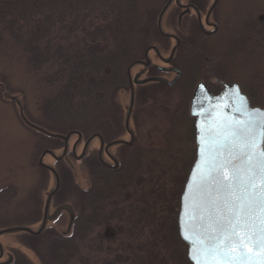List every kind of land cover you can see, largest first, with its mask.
Listing matches in <instances>:
<instances>
[{
	"label": "rangeland",
	"instance_id": "374dc122",
	"mask_svg": "<svg viewBox=\"0 0 264 264\" xmlns=\"http://www.w3.org/2000/svg\"><path fill=\"white\" fill-rule=\"evenodd\" d=\"M164 2L165 0H141L142 5L147 6L144 7L146 17L142 24L148 28L140 37L139 57L151 43L166 55H169L174 46V42L167 45L161 41L157 31V20ZM234 7L236 8L226 14L228 29L223 32L221 30L213 37L216 40L212 45L205 41V47L199 52L196 48L187 46L189 50L184 48L177 54L175 63L182 64L185 51L193 50L192 53L204 65L200 71L195 72L194 83L188 90L178 84L165 93L151 85L147 88L150 104L144 105L142 94L137 98L139 102L136 110L138 114L144 111L140 116L141 123L144 120V127L141 126L135 146L137 149L144 146L147 151L138 157L142 162L140 170L136 169L134 172L135 181L127 183L124 190L118 189V193L107 200L114 203L117 213L124 215L115 219V225L93 228L88 238L80 244L81 253L76 264H112L109 260L115 257L120 260L121 257L134 260L136 255L143 256L152 246L156 249L160 244L164 248L158 252L167 261L175 250L178 252V259L176 257V262H170L171 264H190L188 255L183 257L188 252L187 246L184 247L177 235H174V240H170L172 246L166 249L164 242L168 235L165 230L160 233V229L162 225H166L168 218L175 216L178 221L179 210L175 201L181 199L189 169L196 158L194 119L189 114L195 86L198 82L205 81L211 82L213 88L219 90L221 85L215 83L219 78L226 83H238L245 90L247 87L244 86L249 82H257L260 85L258 91L261 98L253 95L252 104L264 106V0H236ZM239 7L245 10L241 11ZM242 17L258 18L256 30L243 27V22H240ZM15 30L16 26L8 28L6 23L0 22V230L25 226L36 231L43 223L48 195L56 186L54 174L39 164L40 157L47 149L61 156L65 147V140L52 134L66 135L75 130L84 132L87 138L96 129L108 126L113 121L112 131L107 130V134L113 137L123 128L131 93L125 77L120 86L108 91L102 100H88L87 110L82 107L79 111V105L75 107L74 116H70L72 111L65 109L61 111L62 114L60 110L57 114L46 112V98L57 87L49 79L57 71L47 69V65L45 68L36 69L28 60L25 35L22 38ZM164 30L167 33L180 32V29L166 24ZM251 31L254 32L253 36L247 39L251 38L250 48L252 51L254 49L251 57H238L231 50L225 54L227 49L237 44L236 39L247 37ZM195 38L197 39L193 43H200L201 38ZM247 51L248 54L251 53ZM150 56L156 63H161L154 51ZM141 68L138 66L134 71ZM174 76L166 75L170 80ZM181 104H185L186 109L183 110L181 119L173 121L171 117L174 110ZM182 118L186 120L184 125H180ZM27 121L44 131L31 127ZM134 125L132 121L131 126L135 128ZM178 132L181 133V138L177 136ZM77 139L76 135L69 139L70 151L66 158L57 160L50 154L44 158V162L54 167L60 177L59 191L53 197L49 208L47 227L39 235L18 231L0 236V243L4 248V257L0 258V262L13 257L12 264H53L49 256L52 239L65 236L68 232L70 235L76 233L75 224L72 225L75 219H72L66 209L57 214L58 209L69 205L76 220L79 218L86 221L91 209L82 189L92 188L93 166L98 164L95 152L98 141L92 142L89 158L78 160L71 151ZM82 147V143L77 146L76 155H81ZM119 149L120 147H114L112 152L124 157L126 154ZM141 203L145 206H141ZM143 207L149 211V215H144V221L139 220ZM177 230L179 233V227L176 232ZM120 231L121 235L127 234L129 238L123 236L122 240H117L116 235ZM121 241L124 244H120ZM126 241L131 246L128 249L125 246Z\"/></svg>",
	"mask_w": 264,
	"mask_h": 264
},
{
	"label": "trees",
	"instance_id": "16d2710c",
	"mask_svg": "<svg viewBox=\"0 0 264 264\" xmlns=\"http://www.w3.org/2000/svg\"><path fill=\"white\" fill-rule=\"evenodd\" d=\"M144 7L145 4L142 5L141 0H0V22L6 23L8 28L16 26L14 32L22 38L25 35L28 60L36 69L45 68L47 65V69L57 71L49 79L57 87L55 92L46 98L45 111L57 114V111L65 109L72 111L70 116H74L75 107L79 105V111L82 107L87 110L88 100H102L108 91L120 86L125 79L126 67L137 58L140 52V37L148 28L142 24L147 6ZM253 33L236 39L237 44L230 50L238 57H251L254 49L252 51L250 48L251 38L247 39L252 37ZM247 50L251 53L248 54ZM244 87H247L244 92L251 101L255 96L261 98L259 83L251 81ZM134 176L135 173L132 179L128 175L125 178H117L111 173L94 171L95 190L89 196L93 201H88L91 213L86 221L79 218L74 221L75 234L70 235L68 232L65 236L52 239L49 256L53 264H76L80 258V244L88 238L93 228L116 224L115 219L122 217L124 213H117L114 203L107 200L115 195L116 189L125 187L126 180L134 182ZM175 202L179 210L180 201ZM142 205L144 204L141 203ZM148 213V209L143 207L139 220L144 221V215ZM177 228L178 221L175 216L168 218L166 225H162L160 233L165 230L168 235L164 242L166 249L172 246L174 235H177L184 247L187 246L181 240L178 230L176 232ZM123 236L129 238L127 234L121 235V231L117 233L116 238L122 240ZM119 243L124 244L122 241ZM125 246L126 249L131 247L128 241ZM162 248L164 246L161 244L157 245L156 249L152 246L145 255H136L134 260L127 257H121L120 260L115 257L109 261L112 264L176 262L178 252L175 250L167 261L162 253H159ZM186 254L187 252L183 257L186 258ZM189 263L192 264L190 261Z\"/></svg>",
	"mask_w": 264,
	"mask_h": 264
},
{
	"label": "water",
	"instance_id": "95a60500",
	"mask_svg": "<svg viewBox=\"0 0 264 264\" xmlns=\"http://www.w3.org/2000/svg\"><path fill=\"white\" fill-rule=\"evenodd\" d=\"M168 7L169 4L166 5L161 12L158 23L160 30L162 29V17ZM175 51L176 47L174 48L171 58ZM178 72L180 75V71ZM179 75H177L170 84H174L179 78ZM148 81L167 80L164 78H150L142 81V83ZM201 85L204 87L201 88ZM236 86H238L239 92L247 98L251 108L264 109V107L261 106H253L249 97L241 90V87L237 83L225 84L222 91L218 94H213L204 83H201L197 87L192 100L191 115L196 118L197 154L181 195L178 217L180 236L188 245V258L192 264L193 259L189 257L190 249L193 258L203 261V257H197V249L203 246L205 242L209 244L215 243L214 238L220 235L218 231L219 226L227 224L226 218L232 219L235 217L238 213V209H242L240 215L245 225V231H239L237 235L243 237L246 233H250L253 239L264 237V210L261 209L260 194L256 193L253 195V189L248 186L250 174L247 171L249 164L258 163L259 156L256 154L259 150L260 138L259 135H257L256 146L252 150L254 153L253 159H243L241 149L244 145L232 135V131L234 128L243 125L248 117L246 113L242 114L238 111L242 102L232 91ZM134 95V86H132L131 102L127 113V125H129L134 105ZM27 123L35 129L44 131L28 121ZM76 134L79 135L81 139V133L75 130L69 131L66 135L52 134V136H58L64 139L68 144L69 139ZM92 139L93 138L88 140L87 145ZM117 143H119V141L109 144V147ZM67 151L68 147L66 146L63 154L57 156L52 150L47 149L40 157L39 164L50 170L54 174L56 180L55 188L48 195L45 216L41 227L36 231L25 226L5 228L0 230V236L18 231L39 235L44 231L49 220L48 212L52 198L60 187L58 172L54 167L46 164L44 158L47 154H50L57 160H61L66 156ZM84 153L85 151L80 156L76 155L75 157L81 159ZM225 161H231L239 165V180H233V170L230 166L224 167L221 170L219 165ZM221 171L224 183L232 185L228 191H225L217 183L216 177ZM254 188H264V182L256 179L254 181ZM185 193H187V195H185ZM64 209L69 211L73 219L74 212L69 205L60 207L57 214ZM181 226H183V234ZM185 237H187V239H185ZM218 246L222 247L223 245L221 243V245ZM227 251L229 254L226 256L221 254L207 257L209 264H222L223 261H227V264H264V247H255L253 243L248 240H245L242 246L233 245ZM2 257H4V248L0 243V258ZM12 262L13 257L8 261L0 262V264H11Z\"/></svg>",
	"mask_w": 264,
	"mask_h": 264
},
{
	"label": "flooded vegetation",
	"instance_id": "af4514ba",
	"mask_svg": "<svg viewBox=\"0 0 264 264\" xmlns=\"http://www.w3.org/2000/svg\"><path fill=\"white\" fill-rule=\"evenodd\" d=\"M235 1L234 0H165L161 12L166 5L169 4V7L162 17L161 30L158 24L161 12L159 14L157 20V28H158L157 31L161 36L160 37L161 41H164L167 45H170V43L174 42V46L172 47L169 55H166L162 53V51L156 45L151 43V45L147 46L145 52L140 57H139L140 54H138L137 58L131 62L129 68L126 69V79L130 89V93H132V86H134V91H135L134 105H133L129 125H127V114H126L123 128L121 129V131L117 132L113 137L107 134V130L112 131L111 123L113 121L109 122L108 126L102 127V125H100V127L102 128L96 129V131H94L87 138H85L86 134L81 131H79L82 136L81 139L79 138V135H76L78 139L76 140V143L73 145L71 149L72 155L74 157L76 156L77 146L80 143H82L83 145L81 154L85 151L84 155L79 160H84L86 158H89L88 156H90L89 153L93 145L92 142L98 141L97 144L98 146L95 148L96 157H97V160L96 159L95 160L97 161L98 164L97 166H93L94 169L91 176L93 180V185L92 188L82 189V192L87 197V201H93L91 198H89V196L92 195L93 190H95L94 188L95 183L93 178L94 171L96 173L100 171L111 173L114 177L117 178H125L126 175H128V177L132 179L134 175L133 172H135L136 169L140 170L141 168L140 163L142 161H140L138 157H140L142 153H146L147 149H144L143 148L144 146L137 149L135 146L141 132V126L144 127V123H143L144 120H142L143 121L142 124L140 119V116L143 115L144 111L138 114V111L136 110L137 109L136 106L139 102L137 101V98L139 97V95L142 94L144 95L143 96L144 105L146 106V104L147 105L150 104L149 102L150 98L147 96V94H149L147 92V88L151 85H154L156 88H158V90L165 93L178 86V84L182 85V87L185 90H188L189 87H191L192 84L194 83L193 79L196 75L195 72L200 71L201 68L204 67V65L202 63V60L192 53L194 52L193 50L190 52L185 51L186 54L182 60V64L184 65L175 63L177 54L181 50H184V48L189 50L188 48L191 46L192 49L196 48L195 50L199 52V50H203V47H205L204 45L205 41L211 42L212 45L213 41L216 40V38L213 37L219 34L221 30L223 32L225 31V29H228V27L226 28V24L228 23L226 14L229 12V10L236 8L234 7ZM239 8L241 9V7ZM244 10L245 8L241 9V11ZM240 22L241 23L243 22L242 24L243 27L252 28V31L256 30V28L258 27V18L247 19L246 17H242ZM165 24L180 29V32L177 34L167 33L164 30ZM195 31L197 33H195ZM196 36H199L201 38L200 40L201 44L199 43V41H197V44L193 43L197 39L195 38ZM218 39L220 40L221 38L219 37ZM175 47H176V51L174 52V55L171 58V55ZM152 51L155 52L156 58H158L161 63H156L151 58L150 53ZM227 52H230V49H227L225 54H227ZM232 52L235 53L234 51ZM138 66H141L142 68L139 71H134L135 68ZM202 70L204 71V69ZM178 71H180V75ZM167 74H173L175 76L173 79L170 80L166 77ZM177 75H179V78L176 80V82L174 84H170V82L173 81L177 77ZM150 78H164L167 81H148L146 83H142V81ZM200 83H204L213 94H218L219 92H221L222 89L224 88V85L227 84L225 81H222L218 78L215 81V83H217V85L220 84L221 87L219 88V90H215L211 85V82L210 83L205 81L198 82L191 96V100H190L191 103H192L193 95ZM139 91L140 93L138 94ZM154 91L156 92L157 90ZM191 103L189 105L190 106L189 114L191 118H193L190 112ZM185 106H186L185 104H181L177 106L178 108L174 110V115L173 117H171L173 121L179 120V118L181 119L183 110L186 109ZM138 109H140L139 105H138ZM185 114L186 113H184V115ZM193 119H194V131H195V141H196L195 118ZM132 121H134L135 123L134 125L135 128L131 126ZM185 121L186 120L182 118L180 125H184ZM177 136L181 138V133L178 132ZM91 138H93L92 141L87 145L88 140H90ZM115 141L116 142L119 141V143L109 147V144ZM66 146L68 147V151L64 158L67 157L70 151L69 143L67 144L65 142L64 148H66ZM114 147H120L119 151L123 152L126 155L123 157L118 155L117 153L115 154L114 152H112V149ZM196 152H197V147L195 150V155ZM126 182L129 183L130 181L126 180ZM127 183L124 186H127ZM117 186L118 185H116V188ZM121 189L124 190V188ZM116 190H117L116 192L118 193V189ZM99 201H103V200L99 199Z\"/></svg>",
	"mask_w": 264,
	"mask_h": 264
},
{
	"label": "snow or ice",
	"instance_id": "6c2138e0",
	"mask_svg": "<svg viewBox=\"0 0 264 264\" xmlns=\"http://www.w3.org/2000/svg\"><path fill=\"white\" fill-rule=\"evenodd\" d=\"M200 87L203 88L204 86L201 85ZM232 91L242 102L238 111H240L242 114L246 113L248 117L247 121L243 125L234 128L232 131V135L240 140L244 145V147L241 149V155L243 159H253L254 153L252 150L256 146L257 135H259L260 138L259 150L256 154L259 156L258 163L249 164L247 171L250 174L248 186L253 189V195L256 193L260 194L259 199L261 203V209L264 210V188H254V181L256 179L264 182V109L251 108L248 104L247 98L239 92L238 86L234 87ZM227 166H230L233 170V180H239V165L234 164L231 161H225L219 165L221 170ZM216 180L225 191H228L232 187L231 184L224 183L222 171L220 174H218ZM185 195H187V193H185ZM241 212L242 209H238V213L235 217L232 219L226 218L227 224L219 226L218 231L220 232V235L214 238L215 243L209 244L208 242H205L203 246L197 249V257H203V261L193 258L190 249L189 257L190 259H193V264H209L207 257L221 254L226 256L229 254L227 251L229 248H231L233 245L242 246L245 240L253 243L255 247H264V237H261L260 239H253L250 233H246L243 237L237 235V232L245 231L244 222L241 220ZM181 230L183 234V226H181ZM185 239H187V237H185ZM221 243L223 246L219 247L218 245H221ZM222 264H227V261H223Z\"/></svg>",
	"mask_w": 264,
	"mask_h": 264
}]
</instances>
